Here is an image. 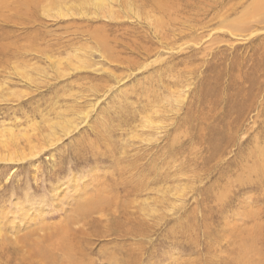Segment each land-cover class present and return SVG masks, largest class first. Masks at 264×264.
<instances>
[{"label": "rangeland", "instance_id": "obj_1", "mask_svg": "<svg viewBox=\"0 0 264 264\" xmlns=\"http://www.w3.org/2000/svg\"><path fill=\"white\" fill-rule=\"evenodd\" d=\"M255 2L0 1V232L45 256L33 264H67L64 253L74 264L123 258L119 244L133 236H94L108 205L80 234L79 204L106 199L141 221L121 222L148 233L145 264H233L243 247L264 264V12ZM143 200L162 217L151 232L132 208ZM54 233L61 241L48 242ZM7 246L0 264H18Z\"/></svg>", "mask_w": 264, "mask_h": 264}, {"label": "bare ground", "instance_id": "obj_2", "mask_svg": "<svg viewBox=\"0 0 264 264\" xmlns=\"http://www.w3.org/2000/svg\"><path fill=\"white\" fill-rule=\"evenodd\" d=\"M1 2L3 1V0H0ZM256 2H255V4H256V6H257V8L256 9H258L259 10V12H260V14H261V12H264V0H255ZM2 6H4V5H2ZM259 14V13H258ZM259 14V15H260ZM107 50V49H106ZM104 55H107V52H104V54H103V56ZM108 57H109V55H108ZM113 61V60H112ZM4 133V132H3ZM6 133V132H5ZM71 133V132H70ZM169 133V132H168ZM12 134V133H11ZM7 136H10L9 134L7 135ZM11 137V136H10ZM110 145V144H109ZM108 148V147H107ZM112 148V147H111ZM109 151H111L110 149H109ZM112 151H114V149L112 150ZM129 167V166H128ZM123 169V168H122ZM121 169V170H122ZM117 170V169H116ZM125 170V169H124ZM127 170V169H126ZM125 170V171H126ZM123 171V170H122ZM124 172V171H123ZM129 172V171H128ZM114 173V172H113ZM122 173V172H121ZM124 174V173H123ZM130 174H131V172H130ZM132 174H134V173H132ZM126 175V174H125ZM121 176V175H120ZM134 176L136 177V175L134 174ZM133 176V177H134ZM134 177V178H135ZM120 180H121V178H119ZM137 179H138V177H137ZM123 181H125L126 182V179L125 178H123ZM128 184V182H126L124 185L126 186ZM121 185V184H120ZM123 185V186H124ZM148 185H150V183H148ZM126 189V188H125ZM145 191L146 190H139L138 191V196L139 197H143L144 196V193H145ZM128 194V193H127ZM108 195V194H107ZM113 195V194H112ZM116 196V195H115ZM115 196H114V199H115ZM91 198V197H90ZM108 198H113V196L112 197H108ZM89 199V198H88ZM90 200V199H89ZM91 200H93V199H91ZM111 200H113V199H111ZM137 200V199H136ZM114 201V200H113ZM116 201H119V198H118V200H116ZM153 202H154V200H153ZM157 202H159V201H157ZM81 203V202H80ZM111 203H114V202H111ZM117 203V202H116ZM120 203V202H119ZM118 203V205H120ZM77 204H79L78 202H77ZM123 204V203H122ZM131 204H133L132 205V208H134L135 207V205H136V207H140L141 206V210L139 211V213H140V217H142L144 220V222H142V223H147V222H149V224H148V227H145V229L147 230V231H149V232H151L152 231V229H151V231H150V229H149V227L151 228V227H156L157 226V223L159 222V221H161L162 222V217H157V213H158V209H156L157 208V204H156V208H152V206L150 207V206H148V208H147V204H148V200H143V201H141L140 203L138 202V201H132L131 202ZM80 206H79V208H77L78 209V213H79V215L81 216V220H82V229H81V231H80V234L81 235H83L84 237H85V234H84V232H82L83 231V229L84 228H86V227H88L89 225H95V223H97V220H96V218L95 217H97L98 216V214H97V216H94L95 214H96V210L99 208V206H101V205H108L109 207V209L107 210V212L105 213V214H103L102 212V216H101V218H103V222H105V224H103V222L101 223V224H103V231L104 232H98L96 229H94V230H96L95 231V233H94V236H96V237H101V238H99V239H109V238H112L113 236H115V235H119V237H121L122 239H123V241H126V239L128 238V237H131V236H133L134 237V242L133 243H126L125 245L124 244H119V246H121V247H124V248H127L126 250L124 249V248H122V249H120L123 253H125V251H126V253L124 254L125 256H123V258H117V257H115V260L113 261L112 260V258L114 257L113 255V257H111L110 256V259H109V261H108V263H106V264H143L144 263V261H145V259L147 258V255H148V251L147 250H145V242H142V240L143 239H146L147 240V238H149V236H148V233H144V232H139L137 229H130V228H127L126 227V225L125 224H123L121 221H129V222H131V221H136L138 224H140V222H138V219L139 218H135V217H133V214H131V213H127L126 211L125 212H121L120 211V209L118 208V206H115V208H112V206L110 205V202L109 201H107V199L106 200H103V201H101V200H99V201H97V202H88V204H79ZM217 205V204H216ZM135 207V209H137ZM105 211V210H104ZM135 211V210H134ZM138 213V212H137ZM159 214V213H158ZM182 214V213H181ZM137 215V214H136ZM160 215V214H159ZM182 216V215H181ZM178 219V225L180 226V229L181 228H184V229H186V230H188V231H191L192 230V228H191V225H189V226H183L182 227V225H181V219L179 220V218H177ZM100 220V219H99ZM141 220V219H140ZM174 221V220H173ZM172 221V222H173ZM153 222V223H152ZM204 222V221H203ZM76 223H77V221H76ZM141 223V224H142ZM171 223V222H170ZM136 224V223H135ZM191 224V223H190ZM97 225H98V223H97ZM149 225H151V226H149ZM130 226V225H129ZM133 226V225H132ZM136 226H137V224H136ZM138 226H140V225H138ZM131 227V226H130ZM46 229H47V227H45ZM62 228V227H61ZM60 228V229H61ZM89 228V227H88ZM142 228V227H141ZM45 229V230H46ZM87 229V228H86ZM98 229V228H97ZM38 230H40V231H42V232H44V227H42L41 229H38ZM154 230V229H153ZM175 230H177L176 232H178L179 233V231H180V233H185V232H182L181 230H178V228L176 227V229ZM51 231V230H50ZM66 231V229H63V233ZM88 231V230H87ZM156 231V230H155ZM184 231V230H183ZM14 232V231H13ZM78 232V231H77ZM89 232V231H88ZM175 232V231H174ZM33 233V232H32ZM60 233V232H59ZM59 233H54L53 235V237L52 238H50L49 239V241L48 242H50V241H52L55 237L57 238V240H59V237H60V241H61V236L60 235H58ZM91 233V232H90ZM101 233L103 234V235H101ZM154 233V232H153ZM232 233V232H231ZM38 234H39V232H38ZM79 234V233H78ZM100 234V235H99ZM191 234V233H190ZM33 236H34V234H32ZM51 235V234H50ZM80 235V236H81ZM93 235V234H92ZM194 235V234H193ZM233 235V234H232ZM4 236H6V237H8V239H6V240H2L1 239V237L2 238H4ZM11 236H12V234H11ZM9 234H3L2 232H0V240H2L3 242L0 244V251L1 250H4L5 251V249H7V248H9V246H7V245H9L10 244V246H12L11 248H12V250H14V251H16V249H18L19 251H16V252H18V254H17V256H15V257H17V262H19L18 264H33L34 263V261L35 260H39V259H41L40 261L42 262V258H45V256H41V255H43V254H41V255H34L33 254V252L30 250V248H28V246H29V244L28 245H26V243L24 242V241H22V242H20V241H18L17 239H14V238H12ZM25 236V235H24ZM43 236V235H42ZM41 235H38V237L39 238H37L38 239V241H40L41 242V244H42V242L44 241V236L42 237ZM62 236H64L63 234H62ZM93 236V237H94ZM43 239H42V238ZM116 237V236H115ZM173 237V236H172ZM17 238V237H16ZM19 238V237H18ZM32 238V237H31ZM35 238V239H36ZM65 238V237H64ZM88 238V237H87ZM138 238H140V239H138ZM204 238V237H203ZM10 239V241H7V240H9ZM26 239V238H25ZM81 239V238H80ZM98 239V238H97ZM117 241H119V238H115ZM151 239V238H150ZM149 239V240H150ZM174 239V238H173ZM27 240V239H26ZM25 240V241H26ZM28 240H30V238L28 239ZM28 240H27V242H28ZM33 240H34V238H33ZM63 240H67V238L66 239H63ZM94 240V239H93ZM115 240V241H116ZM171 240V239H170ZM187 240H189L190 241V243L191 244H193V242H194V237L191 235L190 236V239H189V237H188V239ZM59 241V242H60ZM73 241H74V239H73ZM96 241V240H95ZM100 241V240H99ZM114 241V240H113ZM80 242V241H79ZM86 242V245L87 246H92L93 245V243H92V240H90L89 242L86 240L85 241ZM150 242V241H149ZM149 242H147V243H149ZM34 243V242H33ZM146 243V244H147ZM189 243V242H188ZM52 244H54V243H52ZM75 244H77V243H75ZM151 244V243H150ZM20 245V247L21 248H17V247H14V246H19ZM33 245V244H32ZM111 245V244H110ZM39 246L42 248V245H40L39 244ZM66 246V245H65ZM83 246V245H82ZM37 247V251H39L40 250V248L38 247V246H36ZM50 247V246H49ZM71 247V246H70ZM69 247V248H70ZM56 248V247H55ZM76 248V247H75ZM105 248V247H104ZM247 248V247H246ZM245 247H243V249H242V251H240V253L237 255V257H233L235 260H233V264H252V262L254 261V255H252L253 257H249L251 254H252V250H254L253 248H249V249H246ZM66 249V248H65ZM68 249V248H67ZM83 249V248H82ZM107 249V248H106ZM117 249V248H116ZM53 250V249H52ZM52 250H50V251H52ZM64 250V249H63ZM241 250V249H240ZM248 250V251H247ZM35 251H36V248H35ZM66 251H68V250H66ZM111 251V250H110ZM53 252V251H52ZM103 252H105V251H103ZM108 252H109V250H108ZM113 252V251H112ZM192 252H193V250H192ZM41 253V252H40ZM50 253V252H49ZM64 253V252H63ZM77 253H78V251H77ZM110 253V252H109ZM115 253V252H114ZM9 254V253H8ZM54 254H55V252H54ZM65 255H66V257H67V260H68V262H67V264H74V261H73V258H70V256H68L66 253H64ZM79 254H80V251H79ZM116 254V253H115ZM150 254V253H149ZM152 254V253H151ZM58 255H59V253H58ZM108 255V254H107ZM110 255V254H109ZM117 255V254H116ZM36 256V257H35ZM91 256V255H90ZM90 256H87L86 255V259L84 258V256L83 257H81V259L80 260H78V262H76V264H84L85 262H84V260H88V262L90 263V264H95L93 261H92V258L90 257ZM233 256H235V255H233ZM50 257V256H49ZM48 257V258H49ZM79 257V256H78ZM149 257V256H148ZM155 257V256H154ZM47 258V257H46ZM47 258V259H48ZM59 258V257H58ZM63 258V257H62ZM104 258H106V257H104ZM153 258V257H152ZM209 258V257H208ZM214 258V257H213ZM54 259H56L57 260V257H56V255H54ZM65 259V258H64ZM103 260V259H102ZM0 261H1V258H0ZM105 261H106V259H105ZM149 261V260H148ZM180 261V260H179ZM6 262H7V260H6ZM60 262H62V261H60ZM261 262V261H260ZM0 263H3V262H0ZM44 263H45V260H44ZM43 263V264H44ZM66 263V262H65ZM48 264V263H47ZM145 264V263H144ZM153 264V263H152ZM193 264H196L195 262L193 263ZM219 264H221V263H219ZM254 264V263H253ZM262 264V263H261Z\"/></svg>", "mask_w": 264, "mask_h": 264}]
</instances>
